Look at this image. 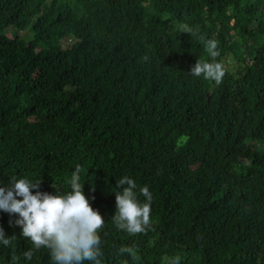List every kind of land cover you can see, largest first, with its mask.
Wrapping results in <instances>:
<instances>
[{"label": "trees", "instance_id": "obj_1", "mask_svg": "<svg viewBox=\"0 0 264 264\" xmlns=\"http://www.w3.org/2000/svg\"><path fill=\"white\" fill-rule=\"evenodd\" d=\"M77 165L101 264H264V0H0V183L66 192ZM124 176L152 194L142 233L112 218ZM18 218L0 264H52Z\"/></svg>", "mask_w": 264, "mask_h": 264}, {"label": "clouds", "instance_id": "obj_2", "mask_svg": "<svg viewBox=\"0 0 264 264\" xmlns=\"http://www.w3.org/2000/svg\"><path fill=\"white\" fill-rule=\"evenodd\" d=\"M218 43L206 41V51L211 58L219 56ZM191 76L212 80L219 85L225 76V69L219 62H196L189 73ZM69 191L58 190L54 194L40 191V179L12 177L7 183H0V211L18 214L15 221L22 229V236L29 238L35 250H49L52 264H101V237L99 230L104 219L98 210L90 205L81 183V168L77 165L71 175ZM116 226L130 234L144 232L150 225L152 194L148 186L139 189L144 197L141 202L136 182L124 176L115 186ZM19 197V199H18ZM12 237L6 238L0 227V245L9 246ZM33 249L23 253L31 261ZM19 257L11 258L12 264H19ZM168 264H181L180 258H172Z\"/></svg>", "mask_w": 264, "mask_h": 264}, {"label": "rangeland", "instance_id": "obj_3", "mask_svg": "<svg viewBox=\"0 0 264 264\" xmlns=\"http://www.w3.org/2000/svg\"><path fill=\"white\" fill-rule=\"evenodd\" d=\"M13 31H15V30L13 29ZM17 33L20 35V37H22V38H24L26 40L31 38V33L29 31H27V30L18 31ZM70 43H71V41L66 42L67 45H69ZM228 61H232V60L230 58H228Z\"/></svg>", "mask_w": 264, "mask_h": 264}]
</instances>
